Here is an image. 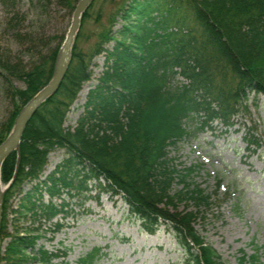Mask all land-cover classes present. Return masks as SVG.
I'll list each match as a JSON object with an SVG mask.
<instances>
[{
    "label": "trees",
    "instance_id": "trees-1",
    "mask_svg": "<svg viewBox=\"0 0 264 264\" xmlns=\"http://www.w3.org/2000/svg\"><path fill=\"white\" fill-rule=\"evenodd\" d=\"M50 1L37 3L46 7ZM58 1L74 10L71 1ZM95 1L82 15L57 92L39 106L26 124L18 153H11L1 166V182L12 180L2 200L1 240L8 236V212L18 219L50 220L64 212L66 197L82 199L96 191L118 196L146 233L154 234L161 226L171 231L182 251L181 264H222L195 229L196 212L176 205L188 198L197 206H207L210 197L190 186L171 193L174 182L183 183L185 176L176 170L169 152L215 121L232 129L238 113H247L248 94L264 96V0H126L109 19L111 24L120 19L119 28L99 33L101 41L113 45L95 46L94 53L104 56L102 71L86 95L76 126L69 129L63 126L66 114L91 77L87 54L78 49V41ZM64 37H58L53 49L28 70L3 67L24 88L12 90L13 111L0 131V144L22 107L52 78ZM175 68L187 84L168 85ZM197 118L198 127L189 129L187 124ZM244 140L247 147L259 148L251 130ZM57 148L64 156L44 175L47 154ZM192 171L188 168L186 173ZM14 192L18 204L10 209ZM54 199L61 200L58 206ZM36 239L11 238L0 262L50 264L46 251L40 250L39 257L27 256ZM251 243L252 253L241 252L239 264H264L263 247ZM99 256L94 249L77 264H97Z\"/></svg>",
    "mask_w": 264,
    "mask_h": 264
},
{
    "label": "rangeland",
    "instance_id": "rangeland-1",
    "mask_svg": "<svg viewBox=\"0 0 264 264\" xmlns=\"http://www.w3.org/2000/svg\"><path fill=\"white\" fill-rule=\"evenodd\" d=\"M69 1L74 7L78 2ZM126 2L96 0L91 18L83 25L78 49L87 54L91 77L82 84L69 107L65 128L76 126L86 99L82 98L83 90L91 89L102 71L104 56L94 53L95 46L100 43L104 49H110L113 45L111 41H101L99 33L104 28L112 32L119 28L120 19L113 24L109 19ZM72 12L58 0H51L46 7L37 0H0V131L13 111L12 90L24 88L23 82L5 73L3 67L9 64L22 70L31 68L53 49L58 37L65 36ZM185 83L186 80L175 76L169 86ZM246 104L247 113H238L232 129L226 130L215 121L169 152L176 170L185 176L183 183L174 182L171 193L190 186L189 189L197 187L210 197L207 206H197L187 196L176 205L179 210L196 212L195 229L220 256L222 264H239L241 252L252 253L251 242L263 247L264 262V96L249 93ZM200 120L190 122L188 128L198 127ZM248 130L259 140L258 149L247 147L244 137ZM63 156L62 149L51 150L44 175ZM188 168L193 169L191 174L186 173ZM22 189L27 191L28 185L24 184ZM17 199L14 192L9 198L10 209H16ZM48 199L44 195L45 203ZM60 202L53 200L56 206ZM64 203V212L50 221L38 216L18 219L8 212V236L3 238L2 251L13 237L38 235L27 256L39 257L41 247L51 255L50 264H77L94 249L100 254L97 264H181L182 251L171 231L161 226L155 234H146L140 223L130 218L127 206L118 196L93 191L82 199L66 197ZM27 264L38 263L30 260Z\"/></svg>",
    "mask_w": 264,
    "mask_h": 264
},
{
    "label": "water",
    "instance_id": "water-1",
    "mask_svg": "<svg viewBox=\"0 0 264 264\" xmlns=\"http://www.w3.org/2000/svg\"><path fill=\"white\" fill-rule=\"evenodd\" d=\"M92 0H79L71 16L70 25L65 35V39L59 49L56 63L54 66L53 76L48 84L43 87L31 100H29L17 115L13 128L8 137L0 144V170L5 159L12 153L18 152V146L30 118L34 115L39 106L49 97L54 95L68 69L70 62V51L75 36L80 27L82 14L85 12ZM11 183V182H10ZM9 184L3 185L0 180V223H1V205L3 194L9 187ZM1 245V242H0Z\"/></svg>",
    "mask_w": 264,
    "mask_h": 264
},
{
    "label": "bare ground",
    "instance_id": "bare-ground-1",
    "mask_svg": "<svg viewBox=\"0 0 264 264\" xmlns=\"http://www.w3.org/2000/svg\"><path fill=\"white\" fill-rule=\"evenodd\" d=\"M88 88H85V90H83V95H82V98L84 99L85 98V96H86V94H87V92H88ZM83 99H82V101H83Z\"/></svg>",
    "mask_w": 264,
    "mask_h": 264
}]
</instances>
